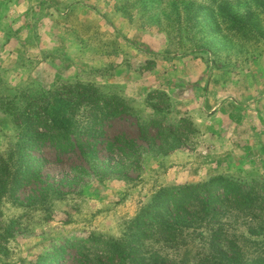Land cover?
I'll list each match as a JSON object with an SVG mask.
<instances>
[{"label":"rangeland","instance_id":"1","mask_svg":"<svg viewBox=\"0 0 264 264\" xmlns=\"http://www.w3.org/2000/svg\"><path fill=\"white\" fill-rule=\"evenodd\" d=\"M80 85L128 106L104 137L135 139L137 155L80 175L83 158L47 143L36 173L70 186L12 183L27 113ZM0 166V264H214L233 243L264 259L261 201L158 211L163 193L215 176L263 197L264 0H0Z\"/></svg>","mask_w":264,"mask_h":264},{"label":"trees","instance_id":"2","mask_svg":"<svg viewBox=\"0 0 264 264\" xmlns=\"http://www.w3.org/2000/svg\"><path fill=\"white\" fill-rule=\"evenodd\" d=\"M35 108L27 113L26 133L21 142L20 158L16 163L17 169L14 171L12 183L18 181L19 178L21 182L25 180L44 182L41 188L44 194L62 193L64 191L61 187L70 186L72 177L70 179L66 174L58 179L48 175L52 181L48 179L44 181L41 175L36 173L42 169L46 160L36 157L33 152L40 150L47 143L60 154L76 152L78 159L83 158L87 165L78 167L82 170L77 171L80 175L94 172L104 176L114 172L116 168H122L125 161L137 155L140 150L134 142L135 139L123 134H117L112 138L104 137L106 135L103 129L105 121L120 116L122 113H128V106L121 99L102 95L91 86L74 87L69 97L61 93L53 94L43 103L37 104ZM141 128L144 134L145 126ZM164 134V129L160 127L158 136L162 137ZM99 145L104 146V150L108 153L107 156H99ZM10 174L9 167L0 166V195L9 188L8 176ZM3 177L6 178V183H2ZM168 194L165 192L158 198V201L165 202V205L161 206L158 211L166 209L168 211L171 207L180 214L194 207V209L199 208L204 212H210L214 210H211L213 204L223 206L230 195H233L237 202L261 201L264 204V195L259 197L253 188L245 189L240 182L224 176H215L205 182L178 187L173 197H169ZM233 244L238 256L231 255L230 248H223L218 256L213 257V263L264 264V259L261 258L252 260L239 258V248L236 243ZM123 252L119 253L123 254ZM98 260L92 261L85 253L79 258V264H103Z\"/></svg>","mask_w":264,"mask_h":264}]
</instances>
